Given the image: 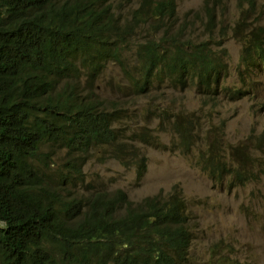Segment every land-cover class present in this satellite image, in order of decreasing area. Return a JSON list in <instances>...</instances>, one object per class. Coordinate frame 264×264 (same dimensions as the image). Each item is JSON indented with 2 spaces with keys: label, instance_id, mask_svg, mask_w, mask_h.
I'll use <instances>...</instances> for the list:
<instances>
[{
  "label": "trees",
  "instance_id": "1",
  "mask_svg": "<svg viewBox=\"0 0 264 264\" xmlns=\"http://www.w3.org/2000/svg\"><path fill=\"white\" fill-rule=\"evenodd\" d=\"M124 2L130 8L120 19ZM258 2L238 0L236 28ZM214 9L206 3L210 33L219 25ZM176 20V0H0V264H188L193 232L179 191L139 202L121 189L68 200L50 188L41 158L46 142L83 153L116 139L109 108L74 91L81 71L97 79L132 42L130 81L140 93L155 79L217 91L226 71L217 41L170 37ZM140 33L148 37L135 43ZM239 40L245 69L264 75V26L255 21ZM241 80L243 88L231 90L239 98L250 86ZM179 129L189 145L188 127ZM210 150L202 169L216 182L243 184L244 160L229 165Z\"/></svg>",
  "mask_w": 264,
  "mask_h": 264
},
{
  "label": "rangeland",
  "instance_id": "2",
  "mask_svg": "<svg viewBox=\"0 0 264 264\" xmlns=\"http://www.w3.org/2000/svg\"><path fill=\"white\" fill-rule=\"evenodd\" d=\"M176 1L177 20L169 36L176 32L182 40L217 41L215 49L226 66L217 91L206 95L192 84L172 86L155 79L140 93L130 81L136 62L133 42L127 51L124 47L121 61L104 64L97 79L89 80L81 71L74 93L80 92L79 99L88 93L109 108L116 139L83 153L46 142L41 158L47 159L50 188L68 200L121 189L134 202L175 189L190 213L193 241L188 264H264V75L245 69L239 40L255 21L264 26V0L239 28L238 0ZM206 3L215 6L218 17L212 33L205 27ZM129 8L124 2L117 9L120 19ZM140 34L135 43L148 37ZM242 77L250 86L239 98L231 90L243 88ZM180 126L191 132L187 146ZM211 147L229 165L244 160L243 184L230 185V177L216 182L202 169L201 154Z\"/></svg>",
  "mask_w": 264,
  "mask_h": 264
},
{
  "label": "bare ground",
  "instance_id": "3",
  "mask_svg": "<svg viewBox=\"0 0 264 264\" xmlns=\"http://www.w3.org/2000/svg\"><path fill=\"white\" fill-rule=\"evenodd\" d=\"M123 19H124V17H123ZM168 82V81H167ZM165 83V82H164ZM167 84V83H166ZM25 91V90H24ZM23 104V103H22ZM79 104V103H78ZM82 106V105H81ZM26 109V108H25ZM182 111H184V110H182ZM22 126V125H21ZM40 126V125H39ZM27 127H29V126H27ZM34 128V127H33ZM38 128V127H37ZM36 129V128H35ZM21 130V129H20ZM46 130V129H45ZM41 131H42V129H41ZM23 132H24V130H23ZM30 132V131H29ZM45 132V131H44ZM33 133H35V132H33ZM208 152H209V150H210V148L209 149H206ZM109 156V155H108ZM56 159V158H55ZM54 159V160H55ZM54 162V161H53ZM57 169H59V168H57ZM83 169V168H82ZM49 171V170H48ZM62 171V170H61ZM68 171V170H67ZM64 188V187H63ZM80 192V191H79ZM85 194V193H84ZM65 195V194H64ZM80 195V194H79ZM75 197V196H74ZM73 197V198H74ZM71 198H72V196H71ZM79 199V198H78ZM78 201V200H77ZM243 262V261H242ZM248 264V263H247Z\"/></svg>",
  "mask_w": 264,
  "mask_h": 264
}]
</instances>
